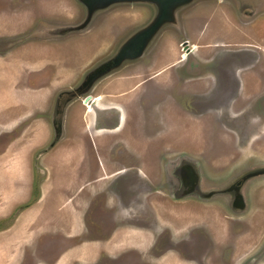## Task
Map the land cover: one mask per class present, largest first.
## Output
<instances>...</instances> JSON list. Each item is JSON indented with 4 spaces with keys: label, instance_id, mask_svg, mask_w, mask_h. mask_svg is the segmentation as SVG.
<instances>
[{
    "label": "rangeland",
    "instance_id": "rangeland-1",
    "mask_svg": "<svg viewBox=\"0 0 264 264\" xmlns=\"http://www.w3.org/2000/svg\"><path fill=\"white\" fill-rule=\"evenodd\" d=\"M7 1L9 2V0ZM247 1L248 0H201L198 1L197 4L193 5V2L187 6L190 8L192 7L191 9L186 8V6L178 9L176 15L182 25L187 24L188 30L184 28V32L188 36L189 42L192 44L196 43L200 46L206 43H212L213 45L211 47H206L205 50L222 49L225 52L227 51L229 56L232 55V58L239 62L241 58L244 60V56L251 55L253 59L256 55L259 56L260 58L257 63L259 68L256 70L260 72L261 75H243V80L245 78L246 83L248 81L251 83L249 91L251 94H255L257 93L255 86L259 81L257 76H264V0H259L261 6L259 10L263 11V14H261L260 17L258 16L254 21L243 24L239 19H243L244 21L251 17L244 15L240 18H236V2L241 4L245 3L246 5ZM232 2H234L236 6L235 4L233 6ZM10 5V3L9 5L5 3L0 5V16H2V18L0 17V38H2V36L5 37L3 38L4 43H8L9 41H12L10 43L16 42L12 48L13 50H11V54L16 53L15 51L18 52V50L19 52L21 50L24 51L25 48L34 43L30 41L34 38V27L37 32V23L39 27L41 26V31L44 30L51 33V30H53L56 25L60 26L67 23L77 25L80 24L86 16L83 10L84 7H82L83 5H81L78 0H15V5H12L15 8H11ZM241 9L243 10L244 8ZM236 11L238 13L240 12L239 9ZM222 12H227L230 17H232V12L235 13L230 19V21L233 19L234 22L226 26V36L220 34L216 35L217 31H220L223 27L220 26L221 24H217V19H220L218 16H220ZM151 14L152 11L150 8L138 3L113 4L107 8L97 10L92 16L94 23L90 30L88 29L86 34L81 37L82 40H77L76 45L72 43L71 46L68 47V50L72 55H77L79 57H81V55L78 54V51L82 50L86 59V61L83 60V62H85L84 66L89 69L102 58L101 61L110 57L116 51V47L119 46L127 36L148 22L149 18L152 16ZM205 23L208 28L206 31L204 30L205 27L202 28ZM210 23L212 26H210ZM200 29H202V33H200ZM185 33L180 34L179 29L177 31L174 30L172 24L161 30L140 58L125 61L121 67L112 70L102 78L101 82L97 83L98 86L93 93H95L96 96L99 94L106 95L110 93L111 87H116L118 95H120L117 97L111 95V97L107 96L106 98H102L101 103L107 106L109 105L110 107L116 106L117 108H123L124 104L120 99L122 97L128 100L131 99V103L129 102V104L133 105L135 115L139 117L142 109L139 108L138 104L141 103L135 101L138 92L140 93L141 89L145 87L146 78L150 77L147 82H159V80H161L160 78L164 80L169 78L168 71L171 69L175 70V68H173L174 66L172 68L169 66L174 64L179 53L181 54L179 43L183 37H185ZM50 35L51 34L45 35L40 32L38 35L39 37H36L42 39ZM206 36V40L208 41L204 38ZM222 43L223 45H219ZM195 48L196 47H194V49ZM224 53L218 52L214 56L212 65H217L218 61H220L219 64L225 63L228 57H222ZM191 55L192 57L190 56L183 62L184 65H201L200 71H204L208 67L207 65L211 64L209 62L208 64H203L200 61L201 58L197 57L194 51H192ZM16 57H19V55H16ZM181 57L179 56L178 60H180ZM1 63L5 69L8 67L5 61H0V65ZM179 64L180 63L177 61L175 65ZM144 65H149L150 68H144ZM71 66H69L70 70L73 69ZM78 66H81V69L83 65L77 61L75 67L79 68ZM182 69L183 67L181 70ZM177 70L178 69H176V71ZM152 86L156 87L157 84L154 83ZM259 86H261L260 83ZM110 94H112V92ZM142 97L141 102H144L149 97V94L142 95ZM261 99L264 108V96ZM72 101L73 103H70L67 107L68 114H66L67 116L65 115L66 118H64L65 124L62 129L61 138H57L58 135L52 137V143L57 145V148H55V150H57L54 151V153L51 151L40 158L35 168L29 167V164L26 165V163H29L31 160V157H33L31 148L35 147L33 144H29L28 132H30L31 127L36 128L39 127L40 124L39 114H35V112L32 113L31 120H35L27 121L26 133L18 140L20 148H14L15 154L11 155L19 157L17 161V166H19L15 171L7 167L9 172L7 171L3 174L13 177L12 174L14 173L15 179H6L4 180L6 182L2 184L0 181V215L4 211L6 212V217L4 216L1 218L7 219L13 210L28 204V202L33 205L30 211L36 213L37 216L35 214L32 215L35 217L39 216V221L35 224V227L32 226L30 228L26 226V224L23 226L29 212H24L22 215H19V213L22 212H18L15 217H11L14 222L10 231L4 233V235H0L1 240L5 239L8 243L17 241L21 244L22 248L16 253L13 264H53L56 260V256L61 254L66 257V260L61 264H77L71 262L70 259L76 255L81 256V258L82 256L94 257L87 262H89V264H95L101 261L100 258L107 256V254L100 253V248L92 242L95 237H101L99 232L95 233V230H98L100 227H98L96 221L97 215L96 210L93 211V205L91 208L86 207L90 197L95 193L93 188L87 185L88 178L86 177L89 175V177L92 178L95 170L91 167L88 169L89 174L87 172V174L82 173L80 161H94L96 152L94 146L96 145V148H98L100 140L103 141V139L106 140L111 137H118L120 134H123V138H128L131 144H135V140H138L137 144L143 145L147 143L143 140L145 138L141 136L139 130L134 131L135 126L131 125L133 121L130 122L128 128H123L120 133L96 136V134H93L92 127L87 130V124L91 116L90 112L86 115V109H84L79 98ZM236 104L237 102L235 103V107L237 106ZM36 107L37 109L35 111L43 108L41 103L37 104ZM110 107L102 112L114 113L115 111H113V108L109 109ZM91 108H94V104H91ZM263 108L260 114L261 118L264 120ZM247 109L243 111L246 112L245 114L248 113ZM166 112L169 113L172 111L169 110ZM239 118L241 117L237 119ZM237 119H235V121ZM35 121H37V124ZM183 121L184 119L181 120V123ZM194 123L195 126H190L189 122H184L185 126H187V130L180 131V133H182V139L181 137L179 138L177 133H174L176 136L175 139H171V141L167 142L168 138L163 139L160 137L157 138L156 142L160 144L166 142L173 144V140H175L177 142L176 145L182 146L186 144V149L184 151L182 149L183 152L180 155L182 157L185 156V163H192L195 166L199 176V186L203 192H208L212 187L225 186V182L230 176H241V174L245 171L247 172V170H254V168L261 170L259 168L264 166V137H258L257 139L252 136V134H261L259 131L264 128L263 121L262 127L259 130H257L256 127V131L252 133L251 130L254 129H251V124L253 122H243V129L245 124V136L242 138L241 133L243 130L241 128L236 130L237 132L233 135L231 133L230 136L225 137V132L220 130V126L211 124L213 126L211 127L209 118L208 120L205 119L200 122L194 121ZM256 125L258 124L256 123ZM211 128L219 129L216 131L213 129V131L218 134L215 144H225L231 146V148H228V150L224 152H214L212 161L208 162V165H205L207 163L203 155L196 153L194 149H191V146H200L199 149L197 147V152H204L208 147L203 146L205 143L203 138H201V134L204 136ZM191 133L192 135H190L189 138L185 136V134ZM238 134H240V136ZM44 136L43 140H41V138L38 140V146L42 144L39 148H43L51 142V138H46L47 134ZM6 137L7 136H4V138L0 139L2 140L1 143H6ZM186 138L188 139L186 140ZM236 140H239L241 146V149H239L240 151L237 153L235 152L237 150L233 149ZM210 141L211 139H209L207 146L211 144ZM148 143L151 144L152 142L149 141ZM10 151L13 152V150ZM39 151L40 149L38 152ZM10 154L11 152L5 153L7 156H10ZM172 154L176 155L178 153H170L169 155L172 156ZM58 155H60V157ZM161 159H163V161L165 160L164 157ZM59 163L65 164L57 165ZM165 163L168 164V161ZM5 164L10 165L11 162H3V160H0L1 170H3V168H1L2 165L5 167ZM158 165L159 168L155 174L160 176V180L161 178L166 180L169 176L167 168L164 167L163 170L162 164L159 163ZM252 165L254 166L252 167ZM60 166L61 168H59ZM4 169H6V167ZM181 175H184L183 171ZM158 176H156V178ZM1 177L2 176H0V179H2ZM262 178H264V174L260 176L261 181L253 185L256 187L260 186L262 196L260 200L253 201V206L250 203L251 208L259 206L261 209L256 210L252 216L248 215V212L241 213L238 216L239 218L227 210H224L225 208L218 202L214 203L211 212H207V207L204 204H208L210 201L203 200V198L199 197L197 198L199 203L197 209L191 206V200L195 198L193 196L183 197L181 200H178L176 204L169 206L168 199L170 200L171 198L167 194H170L171 191H167V182H165L164 189V181L162 185H158L159 182H156V179L152 182L149 181V185L147 186L148 192L152 193L155 192V190H160L162 193L161 195L152 193L149 198L150 202L155 203V208L157 209L159 220L158 229H163L165 231L163 233L165 238L162 237V239H164L163 242L171 239L170 235L173 240L185 236V232L190 231V228H193L195 225H200L202 228H199L194 233L198 236L196 239L198 241L197 244H194L191 240L190 245L188 244L186 248L182 246V248L177 249L171 241L172 244L170 248H167L166 244H158L157 248L153 249L150 254L145 253V255L155 256L156 259L146 262L151 264H179V259L195 258L194 254L196 249L200 251L204 241L207 239V236H209L215 244L213 245L212 252L210 250L208 253L212 254V256L207 259V264H232V261L242 259L241 257H243V261L241 260L242 262L240 261V264H250L251 260H254L252 262L253 264H264V258L258 262L256 261L258 259L257 257H250L253 256L256 251H259V247L264 244V180ZM222 179L225 180L220 183L216 182ZM15 180H17V183L21 180L23 187H26L25 196L13 193L12 190H14V187L12 184ZM250 189L248 192H250ZM30 196L34 200L29 201ZM3 201L9 203V206H3ZM215 206L220 209H217ZM85 208L86 215L84 221H82L81 213ZM83 216L82 218H84ZM235 218L238 219L235 220ZM230 222L236 225L235 227H238L236 238L232 237V239L229 238V235L232 236V233H227V228L225 227ZM160 224H164V226H160ZM205 224L207 225L204 227ZM167 225L171 228V231L169 230L170 233L167 231L168 229L165 228ZM24 228H30V231H21V229ZM115 234L116 235L112 239L117 241L114 242L112 249L108 248V250H110V255L120 250L121 247H127L131 251L140 252V255L143 256V252L147 249V246H149L148 244L152 240V234L135 228L121 229ZM240 235L241 237L238 238ZM104 237L105 235L102 239H105ZM102 239H98V241L102 242ZM62 241L63 243H61ZM226 244L225 259L220 257L219 254ZM0 250H2L1 247ZM7 250H11L9 245L7 246ZM149 251L151 250L149 249ZM5 253V255L11 256V254ZM121 256L127 257L136 255H129L126 252L125 254H121L120 257ZM233 257L237 259H230ZM174 258H177L178 261ZM11 260L13 261L12 256ZM8 263L9 261L4 257V252L0 251V264Z\"/></svg>",
    "mask_w": 264,
    "mask_h": 264
},
{
    "label": "flooded vegetation",
    "instance_id": "flooded-vegetation-1",
    "mask_svg": "<svg viewBox=\"0 0 264 264\" xmlns=\"http://www.w3.org/2000/svg\"><path fill=\"white\" fill-rule=\"evenodd\" d=\"M254 1L257 3L253 2V0H248L246 5L245 3L242 4V6H244V12L247 16H251L253 12L258 11L259 14L257 17H260L261 14H263V11L259 10L261 7L260 1ZM3 3L8 5L10 3V7L15 8L13 7L15 5V0H9V2L7 0H0V5ZM0 17L2 18V16ZM254 19L255 18H253V20ZM245 21H247L246 23L252 22L250 19H245ZM36 27L37 32L34 27V38L30 42H34L32 44L48 42L45 38L39 39L37 37H39L38 35L40 32L45 35H48L50 32L44 30L41 31V26L39 27L38 23L36 24ZM52 32L53 30H51V33ZM181 33L185 32L182 30L180 31V34ZM56 35L60 37L56 40L57 42L66 44V36L64 37L62 33H57ZM187 37L188 36L185 33V37H183L179 43L181 54L179 53L178 57H182L180 60L177 59V61L180 64H172L169 66L171 68L174 66L173 68H175V70L171 69L168 71L169 78L166 80L160 78L161 80H159V82H147L150 77L146 78L145 87L141 89L140 93L138 92L135 98L137 103H141L138 104L139 108L142 109L139 117L135 115L133 105L129 104L131 99L128 100L124 97L120 99L123 101V108H117L116 106L110 107L109 105L107 106L101 103L102 98H106L107 96L111 97V95L114 97L120 95H118L116 87L110 88V93L112 92V94H99L96 96V94L93 93L95 88L98 86L97 83L101 82L102 78L107 74L99 77L90 85L88 83L89 79L87 78H89L90 73L96 70L97 65L103 58L96 62L91 68L88 69V67H86L85 70L81 71L75 67V56L69 52L68 66H71L72 64L71 67H73V69L70 70V75L67 76L65 80H62L59 84L56 83L54 85L52 84V66H43V71L40 69L33 71L24 69L23 71H20L21 66L18 64L17 71H14L13 76H15V78L13 81V86L17 88L16 90L21 89L30 91L32 93H39L45 90L48 93L47 97L44 99V104H42L43 108L41 110L35 111V114H39L40 118V124L38 127L40 134L38 135L37 140H39V138L43 140L45 137L44 135L47 134L46 138H51V142L47 146L45 145L43 148H39L42 145L41 143H39L41 144L39 146L38 143L33 145L35 146L31 148L33 157H31L29 163H26V165L29 164V167L35 168L40 158L51 151L54 153V151L57 150H55L57 145L52 143V137L58 135L57 138H61L62 129L64 128L65 124L64 118H66V114H68L67 107L70 103H73L72 100L74 99L79 98L81 104L84 106V109H86V115L90 112L91 116L87 124V130L92 127L93 134H96V136L120 133L123 128H128L130 126V122L133 121L131 125L135 126L134 131L139 130L141 136L145 138L143 140L146 141L147 144L143 145L137 144L138 140H135V144H131L128 138L122 137L123 134H120V137L118 136L119 138L111 137L106 140L103 139V141L100 140L99 147L96 148V145L94 146L96 149L95 160L80 161L82 173L87 174L88 169L91 167H93L95 170L92 178H90L89 175L86 177L88 178L87 185H90L95 192L94 195L90 197L86 207L91 208L93 205V211L96 210L97 215L96 221L98 223V227H100L98 230H95V233L99 232L101 237H95L92 242L97 245L98 248H100V253L107 254L106 257L100 258L101 261H98L95 264H151L146 261L155 260L156 257L148 254L145 255V253L150 254L153 249L157 248L158 244L161 245L163 243L166 244L167 248H170L171 244L173 243L176 249L182 248V246H185L184 248H186L188 244L190 245L191 240L194 244H197L198 241L196 239L198 236L194 233L199 228H202L200 225H195L193 228H190V231L185 232V236L173 240L172 236L170 235L172 240L168 239L166 242H163L164 239H162V237H164L163 233L165 231L163 229H158L159 220L157 209L155 208V203L150 202L149 198L152 193H157L159 195L162 193L160 190H155V192L152 193L147 191L149 181L152 182L155 179L156 182H159L158 185H162L164 181V189L165 182H167V191H171L170 194H167L171 198L170 200L168 199L169 206L176 204L178 200L182 199L180 197L181 193H179L181 190L180 183L185 177L187 178V175H189L190 180L192 181L191 186H193V183L195 186L191 187L193 190V195L191 196L195 197L193 200H191V206L195 209H197L199 206L197 200L198 195L203 198V200L210 201L208 204H204L207 207V212H211L215 202H218L225 208L224 210H227L237 217L239 214L244 212H248V215L252 216L256 210L261 209L259 206L251 208V205L253 206V201L260 200V197L262 196L260 186L256 187L253 185L256 182L261 181L260 176L264 174V171L259 174H253V172H251L252 169L247 170L248 174H250V177H245V171L241 174V176H230V178L226 180L225 186L212 187L209 189V191H211L210 193H208L209 191L203 192L200 188H198L197 185L199 183V176L195 166L192 163H185V156L182 157L180 155L186 149V144L182 146L176 145L177 142L175 140H173V144L167 143L171 141V139L176 138L174 133H177L179 138L181 137L182 133H180V131L187 130V126L184 124L186 121L190 123V126H195L194 121L200 122L201 120H208L209 118L210 125L216 124L220 126V130L225 132V137L230 136L231 133L233 135L237 132L236 130L241 128L243 130L241 133V138L245 136V124L243 129V122H253L251 124V129L254 130H251V133L256 131V127L257 130H259L264 124H262V121L264 122V120L261 118L260 114V112H262L261 109L263 108L261 98L264 96V89L261 88L259 91L257 90V93L255 94L247 93V83L245 78L243 80L244 74L261 75V73L256 70L259 68L257 63L260 57L256 55V57L253 59L251 55L244 56V60L241 58V61L239 62L238 60H234L232 55L229 56L227 51L225 52L222 49L205 50L201 52L200 61L203 64H208V62L211 64H208V67L204 71H200L201 65H184L183 63L190 56L192 57L191 53L194 51L193 44L188 41ZM3 38L5 37L2 36V38H0V60H5L10 56L11 50H13L12 48L16 43H10L12 41L4 43ZM15 52L19 53V50L18 52ZM218 52H225L222 57L226 56L228 57V60L226 59V62L223 64H219L220 61H218L217 65H212L214 56ZM182 67L183 69L181 70ZM144 68L149 69L150 67L149 65H144ZM176 69L178 70L176 71ZM99 72H101V69ZM259 76H257L259 80L258 82L264 84V76ZM154 83L157 84L156 87L152 86ZM145 94H149V97L146 99V101L141 102L143 98L142 95ZM236 102L237 106L235 107ZM91 104H94L93 109L90 108ZM108 107H110L109 109L113 108V111L115 112H102L108 109ZM246 109L248 111L247 114H245L246 112H243ZM169 110L172 112H166ZM31 115L22 119H18L14 122L13 126L0 128V139L4 138V136L8 137H6V143H1L2 140H0V156L5 155V153L13 147V145L10 144L12 142L18 141L22 135L26 133L25 130L28 125L27 121L35 120H31ZM238 117L241 118L237 119ZM183 119L184 121L181 123V120ZM235 119L237 120L235 121ZM256 123L258 125H256ZM212 125L211 127H213ZM213 129L214 131L219 130L218 128ZM213 129L211 128L208 130L207 134L205 133L204 136L201 134V138H203L205 143L203 146L208 147L204 152H197V147L199 149L200 146H191V149H194L196 153L203 155L204 160L207 163L205 165H208V162L212 161L214 152H224L228 150V148H231V146H227L225 144H215L218 134L215 133ZM259 132H261V134H252V136L257 139L258 137H264V128ZM190 135H192V133L185 134V136L188 138ZM238 135L240 136V134ZM160 137L163 139L168 138L167 142L164 144L157 143V138ZM188 138H186V140ZM209 139H211V144L207 146ZM149 141L152 143L149 144ZM17 148H20L19 145ZM39 149L40 151L38 152ZM233 149L237 150L235 151L236 153L240 151L239 149H241V146L239 140H236ZM170 153L178 154H172L171 156L169 155ZM58 156L60 157V155ZM162 157L165 158L164 161L161 159ZM18 158L19 157L17 156L12 157L9 167L13 171H15L17 168ZM167 161L168 164L165 163ZM159 163L162 164L163 170L164 167H166L168 170L169 176L166 178V180L164 178V180L162 178L160 180V176L155 174L159 168ZM64 164L65 163H59L57 165ZM254 165H252V167ZM59 168H61V166ZM254 170L261 171L257 170V168H254ZM182 171L184 177L181 175ZM156 176L158 177L156 178ZM196 176H198V179H196ZM225 179L216 182L220 183ZM262 179L264 180V178ZM177 188L179 191H177ZM249 189L250 192H248ZM31 200L34 199H32L30 196L29 201ZM31 206L32 203L29 204L28 202V204L13 210L7 219L0 217V234L3 233L6 228L12 226L14 221H12L13 219L11 217H15L18 212H22ZM215 207L220 209L217 206ZM85 215L86 208L81 213L82 221H84ZM82 216L84 218H82ZM238 218H235V220ZM206 225L207 224H205L204 227ZM160 226H164V224H160ZM235 226L236 225H234L232 222L225 226L227 228V233H232V236L229 235L230 239H232V237L236 238L238 227ZM133 228L146 231L148 234H152V240L148 244L149 246H147V249L143 252V256L140 255V252L131 251L127 247H121L123 250H117L113 253V255H110V250H108V248L112 249L114 242L117 241L112 239L116 235L115 233L121 229ZM165 228H167V231L170 233L171 228L168 225ZM104 235L105 239H102ZM240 237L241 235L238 238ZM98 239H102L103 241L100 242ZM61 243H63V241ZM214 244V241H212L210 237L207 236V239L204 241L203 247L200 248V251L196 249L194 254L195 258L184 260L179 259V264H207V259L212 256V254L208 253L210 250L212 252ZM226 248L227 244L221 250V253L219 254L220 257H226L224 256L226 254ZM149 249L151 251H149ZM126 252L129 255L134 254L136 256L120 257L121 254H125ZM93 258L90 256H82L81 258V256L76 255L70 259L71 262L77 264H89L87 261H90ZM241 258L243 259V257ZM174 259L178 261L177 258ZM230 259L235 260L237 258L233 257ZM242 259L232 261V264H240L243 261ZM65 260L66 257L61 254L56 256V260L53 262V264H61ZM13 262L14 259L11 264H13Z\"/></svg>",
    "mask_w": 264,
    "mask_h": 264
},
{
    "label": "crops",
    "instance_id": "crops-1",
    "mask_svg": "<svg viewBox=\"0 0 264 264\" xmlns=\"http://www.w3.org/2000/svg\"><path fill=\"white\" fill-rule=\"evenodd\" d=\"M198 1H201V0H195L193 5L197 4ZM253 2H256V1L253 0ZM232 3L234 6L235 3L234 2H232ZM236 3H237V6L235 4V6H236V8H235L236 18H240L244 15L247 16L246 13L244 12V9L243 10L241 9V8H244L242 6V4H239V2H236ZM186 8H190V7H186ZM237 9L240 10L239 13L236 11ZM228 12H230V11H228ZM232 13H233L232 14V17H233V15L235 13L234 12H232ZM252 14L250 16L251 17L250 21L251 20L254 21L259 13L257 11L255 14H253V15ZM218 17L220 19H217V24H221L220 26H223V27H222V29H220V31H217L216 35L220 34V35L226 36L227 35V32H226L227 27L226 26L230 25L234 21H233V19L230 21V19L232 17L228 16L227 12H222L220 14V16H218ZM253 18H255V19L253 20ZM178 20L179 19L177 18L178 26H176L174 28V30L177 31L179 29L180 31H182V30L185 31L184 28L186 30H188L187 24L182 25V23H180V20L179 21ZM239 21L242 22L243 24H247L246 22H244L245 20L243 21V19H241V20L239 19ZM93 23L94 22L92 21V23L90 24L89 27H87L84 30L79 31V32L62 33V35L64 37L66 36V39H67L66 44H63L61 42H57L56 40L60 37L56 35L57 34L56 31H53L52 33H49V34H51L50 36L45 37V39H47L48 42L40 43V44H31L29 47L25 48L24 51L21 50L19 53L10 54V56L8 58H6L5 60H0V61H5L8 64V67L6 69L2 66V63L0 65V128H6L8 126L9 127L13 126L14 122L17 121L18 119H20V118L22 119V118H25V117L31 115L37 109V107H36L37 104H39V103L44 104V101H45L44 99L48 95V93L45 90H43L39 93H32L30 91L21 90V89L16 90L17 88L13 86L14 85L13 81L15 78V76H13V74H14L15 70L17 71L18 64H20V66H21L20 71H23L24 69H28L31 71L38 70V69L42 70L43 66H52V71H53L52 84L53 85L56 83L59 84L62 80H65V78L70 75V69L68 66V62H69L68 47H70L72 43H74L76 45L77 40H79V41L82 40L81 37L86 34L88 29L90 30ZM210 26H212L211 23H210ZM202 28H204L205 31L208 30L206 23L203 24ZM53 30H54V28H53ZM201 30L202 29H200V31ZM205 31H203V32H205ZM200 33H202V31ZM204 38L206 40L207 36ZM187 39H188V37H187ZM215 40H217V39H215ZM188 41H189V39H188ZM206 41H208V40H206ZM212 45H213L212 43H210V44L206 43L205 45L199 46L195 43V44H193V47H196V48L193 50H194V52H196V56L200 57L201 52L205 51L206 47H211ZM219 45H223V43L219 44ZM71 51H72V49H71ZM78 54L81 55V57L75 55L74 61H75L76 65H77V61H79V63L83 65L81 69H80L81 66H78L79 67L78 69L83 71L86 68V66H84L85 62H83V60L86 61V59L84 57V52L81 50V51H78ZM16 55H19V57H16ZM177 59H179V57ZM176 63H177V60L174 62V64H176ZM36 77H38V76H36ZM259 83L260 82H258L255 86V89H257L258 91L261 88L264 89V84L260 83L261 86H259ZM250 87H251V83H250V81H248L246 84L247 93H251L249 91ZM252 88H253V86H252ZM35 123L37 124V121H35ZM39 134H40V132L38 131V127H36V128L31 127L30 132H28L29 144L36 145L38 143L37 138H38ZM18 143H19L18 141H15V142H12L10 145H13L14 148H17ZM13 147L7 151V152H11L10 156H7V155H3L2 157L0 156V160H3V162H7V161L11 162L12 157H13L11 155L15 154V149ZM10 150H13V152ZM9 166H10L9 164H5L6 169H4L5 168L4 165H2V167H1V168H3V170L0 169V173L2 172L0 174V176H2L1 177L2 179H0L1 184L3 182L5 183L6 181H4V180H6V179L7 180L8 179H15L14 173L12 174L13 177L3 175L7 171L9 172V170H7V167L10 168ZM21 183H22L21 180L19 181V183H17V180H15L12 184L14 187V190H12V191H13V193H18L20 195L25 196L26 187H23V184H21ZM8 204L9 203H6L5 201H3V206L8 207L9 206ZM1 205H2V202H1ZM32 206L26 210H23L22 213L19 214V215H22L24 212H27V211L29 212L28 216H26L27 219L24 221L23 226H25V224H26V226H28L30 228L32 226L35 227V224L39 221V218H38L39 216L38 217L33 216L32 214L36 215V213L30 211ZM5 215H6V212L4 211L0 215V217H4ZM11 227H13V226L6 228L4 230V232L1 233L0 235H4V233L10 231ZM30 228L29 229L24 228L26 230L21 229V231L28 232V231H30ZM34 231H35V229H34ZM21 237H22V235H21ZM21 237H18V238H21ZM8 245L11 247L10 251L7 250ZM0 247L2 248V250H0V251L4 252V257L7 261H9L10 264L12 262L11 256L14 259L18 250L20 248H22L20 242L14 241L13 243H8L5 239L4 240L0 239ZM5 252H7L8 254H11V256L5 255L6 254ZM4 263H5V261H4Z\"/></svg>",
    "mask_w": 264,
    "mask_h": 264
},
{
    "label": "water",
    "instance_id": "water-1",
    "mask_svg": "<svg viewBox=\"0 0 264 264\" xmlns=\"http://www.w3.org/2000/svg\"><path fill=\"white\" fill-rule=\"evenodd\" d=\"M82 7H84V12L86 16L84 20L77 25L64 24L60 26H54V31L57 33H69V32H79L89 27L93 21V14L100 9L107 8L113 4H132L138 3L143 4L151 9L152 16L149 18L148 22L140 28H137L129 36H127L122 43L117 46L116 51L107 59L100 62L95 71H91L89 75L88 83L92 84L99 77L109 74L112 70L120 67L125 61H131L140 58L149 44H151L154 38L159 34V32L169 25L175 28L177 24L176 12L182 7H187L192 4L195 0H78ZM240 11V10H239ZM255 11L253 14H255ZM252 14V15H253ZM101 69V72L99 70ZM261 171L252 170L254 173H261L264 171V166H262ZM184 177V175H183ZM245 177H250L248 172L245 173ZM198 179V176H196ZM191 180L189 175L181 181V190L177 188V191L181 193V198L193 195V190L191 187H195L194 183L191 186ZM200 188L199 183L197 184ZM173 192V190H172ZM209 191L208 193H210ZM203 193V192H201ZM199 198H201L198 195ZM257 257L256 261H261L264 258V244L260 246L259 251H256L253 256ZM254 259V258H252ZM254 260H251L250 264H253Z\"/></svg>",
    "mask_w": 264,
    "mask_h": 264
},
{
    "label": "bare ground",
    "instance_id": "bare-ground-1",
    "mask_svg": "<svg viewBox=\"0 0 264 264\" xmlns=\"http://www.w3.org/2000/svg\"><path fill=\"white\" fill-rule=\"evenodd\" d=\"M91 108V107H90ZM19 166V165H18ZM18 166H17V168H18Z\"/></svg>",
    "mask_w": 264,
    "mask_h": 264
}]
</instances>
